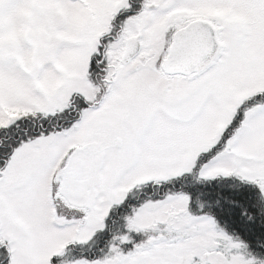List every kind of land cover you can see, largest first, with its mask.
Segmentation results:
<instances>
[{
	"label": "snow or ice",
	"instance_id": "6c2138e0",
	"mask_svg": "<svg viewBox=\"0 0 264 264\" xmlns=\"http://www.w3.org/2000/svg\"><path fill=\"white\" fill-rule=\"evenodd\" d=\"M0 264H264V0H0Z\"/></svg>",
	"mask_w": 264,
	"mask_h": 264
}]
</instances>
